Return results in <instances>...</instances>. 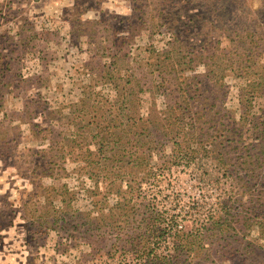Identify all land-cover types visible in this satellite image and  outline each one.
I'll return each mask as SVG.
<instances>
[{"label":"rangeland","instance_id":"rangeland-1","mask_svg":"<svg viewBox=\"0 0 264 264\" xmlns=\"http://www.w3.org/2000/svg\"><path fill=\"white\" fill-rule=\"evenodd\" d=\"M263 86L264 0H0V264H264V171L250 183L246 143L213 133L247 109L251 127ZM169 102L205 115L208 139L178 160L163 143L137 187L147 205L111 219L112 178L85 148L100 128L162 123ZM148 213L168 231L151 233Z\"/></svg>","mask_w":264,"mask_h":264},{"label":"trees","instance_id":"trees-1","mask_svg":"<svg viewBox=\"0 0 264 264\" xmlns=\"http://www.w3.org/2000/svg\"><path fill=\"white\" fill-rule=\"evenodd\" d=\"M156 65L163 66L159 62ZM106 78L107 81H114L112 75H108ZM165 81L164 77L160 78L161 83ZM86 88L85 86L84 89L86 90ZM183 95L186 96L184 93ZM86 97H89V95H86L83 91L78 99L82 108L87 105ZM163 97L166 100L167 96ZM254 98L255 95L253 93L246 94L241 92L239 94V101L247 102L250 108L252 105L251 101ZM134 100L139 102L137 96H134ZM156 114L163 115L162 123L153 124L149 118L143 119L139 117L130 119L129 124L125 125L126 128L123 131L110 132L107 128H100L97 136L91 138L93 151L85 148L86 157L83 163L88 167H95L103 174V179L112 178L108 184L109 188L106 190L107 195L110 194L117 198L113 206L114 211L110 213L111 219L115 217L134 218L136 209L134 203L136 201L142 202V205L146 203L145 198L140 197L137 187L138 184L147 181L149 177L154 175L149 165L153 154L158 155V159L167 158L162 156L160 152L163 143L172 142V155L168 158L178 160L182 159V154L186 153L187 155V151L182 153V150L186 148L185 144L198 143L208 139V135L203 133V123L201 121L205 115L200 116V112L192 110L189 103L181 106L176 102H169V104L164 105L161 113L156 112ZM249 117L248 109L243 110L240 112L239 121H233L232 125L226 130H222L220 126L216 127L215 125L218 123L213 124V133L218 138L228 139L234 145L242 142L246 143L242 150L238 151L241 155L238 161L241 169L245 170L250 176V183H252V180L258 177L259 174L257 173L264 171V109L260 111V116L257 119L249 122L251 127L246 128L247 118ZM228 120H230L229 117ZM144 121L149 123L150 127L148 129L142 127ZM246 139H252L253 142L247 143ZM213 151L216 152V157L213 160L216 161L218 168L228 169L230 160L220 154L221 152H217L216 148ZM164 169L160 168L159 170L162 172ZM256 185L259 186L260 182H257ZM261 187H264V183L261 184ZM92 193L93 191H91ZM258 193L262 194L261 192ZM263 197H257L254 203H259L261 206L264 203ZM153 215V213H148L142 218H151ZM110 224L113 225L111 226L113 229H117L114 226V222ZM120 228L125 229L126 227L123 225ZM148 229L151 233L159 235L168 231V226L159 217H156L148 225ZM127 230H130L129 233L131 235L136 234L131 228H127ZM179 235L177 234V238ZM185 237L184 233H182L180 236L181 241L176 244V248L179 251L189 250L191 247V243L186 241Z\"/></svg>","mask_w":264,"mask_h":264}]
</instances>
